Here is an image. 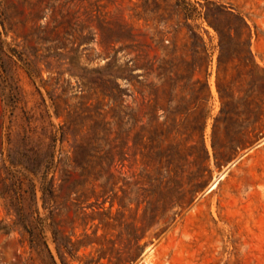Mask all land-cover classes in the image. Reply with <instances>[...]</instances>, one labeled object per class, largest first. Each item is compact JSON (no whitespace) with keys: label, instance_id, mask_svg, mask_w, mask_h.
Listing matches in <instances>:
<instances>
[{"label":"rangeland","instance_id":"rangeland-1","mask_svg":"<svg viewBox=\"0 0 264 264\" xmlns=\"http://www.w3.org/2000/svg\"><path fill=\"white\" fill-rule=\"evenodd\" d=\"M263 137L264 0H0V264H264Z\"/></svg>","mask_w":264,"mask_h":264},{"label":"trees","instance_id":"trees-1","mask_svg":"<svg viewBox=\"0 0 264 264\" xmlns=\"http://www.w3.org/2000/svg\"><path fill=\"white\" fill-rule=\"evenodd\" d=\"M206 73H205V81H204V85L207 87V83H206ZM209 98V96L207 97V99ZM222 112V110H221ZM193 130H187V129H180V128H167L166 131L164 132V137L170 135V134H174V135H184V134H190L192 133ZM198 132L201 134L202 132V128L198 129ZM157 148V146L153 145L151 146V150L154 153V155L157 157L158 161L157 164H161V168L163 170H165L167 173L170 171V168H174V162H175V156L176 153L173 150L170 149H166V150H162V151H155V149Z\"/></svg>","mask_w":264,"mask_h":264},{"label":"water","instance_id":"water-1","mask_svg":"<svg viewBox=\"0 0 264 264\" xmlns=\"http://www.w3.org/2000/svg\"><path fill=\"white\" fill-rule=\"evenodd\" d=\"M261 141H264V137H263V139Z\"/></svg>","mask_w":264,"mask_h":264},{"label":"bare ground","instance_id":"bare-ground-1","mask_svg":"<svg viewBox=\"0 0 264 264\" xmlns=\"http://www.w3.org/2000/svg\"><path fill=\"white\" fill-rule=\"evenodd\" d=\"M211 187V186H210Z\"/></svg>","mask_w":264,"mask_h":264}]
</instances>
